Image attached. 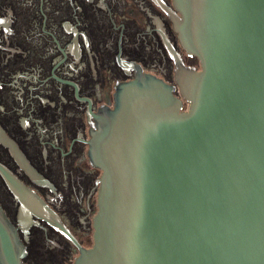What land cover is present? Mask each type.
Segmentation results:
<instances>
[{
	"label": "water",
	"instance_id": "95a60500",
	"mask_svg": "<svg viewBox=\"0 0 264 264\" xmlns=\"http://www.w3.org/2000/svg\"><path fill=\"white\" fill-rule=\"evenodd\" d=\"M173 5L200 69L177 56L180 96L139 70L99 109L93 244L74 264H264V0ZM24 254L0 207V264Z\"/></svg>",
	"mask_w": 264,
	"mask_h": 264
},
{
	"label": "flooded vegetation",
	"instance_id": "af4514ba",
	"mask_svg": "<svg viewBox=\"0 0 264 264\" xmlns=\"http://www.w3.org/2000/svg\"><path fill=\"white\" fill-rule=\"evenodd\" d=\"M173 0H0V207L23 264H74L93 244L95 116L136 72L176 87ZM185 108L188 104L184 102Z\"/></svg>",
	"mask_w": 264,
	"mask_h": 264
}]
</instances>
